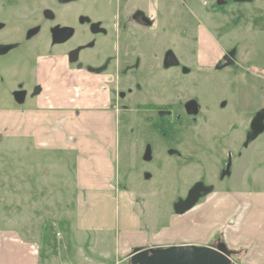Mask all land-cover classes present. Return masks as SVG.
Wrapping results in <instances>:
<instances>
[{
  "label": "rangeland",
  "instance_id": "rangeland-1",
  "mask_svg": "<svg viewBox=\"0 0 264 264\" xmlns=\"http://www.w3.org/2000/svg\"><path fill=\"white\" fill-rule=\"evenodd\" d=\"M84 6L92 11L89 0ZM261 6L243 5L247 10L235 12L227 23H221L223 29L237 26L223 37L221 48L219 44L197 47L185 39L175 44L165 40L161 27L146 32L138 28L141 31L135 32L136 37H114V75H67L52 62L40 69V75H33L38 76L43 92L60 97L52 98L56 106L65 105V96L86 92L83 109H99L105 103L116 109L113 121H105V117L98 121L107 128L102 133L106 141L115 138L114 148L110 144L107 154L115 157L116 193L106 207H99L100 202L89 207L83 204L88 234L104 242L102 252L112 254L106 264H131L135 248L128 259L124 252L133 248L131 227L136 219L151 233L150 241L159 242L150 248L226 244L228 228L235 230L240 217L249 211L241 195L264 191V133L245 145L253 119L264 111V10H254ZM232 47H237L238 58L216 68V58ZM168 50L174 53L177 65H164ZM14 77L27 79L29 75H11ZM7 78L0 75V239L4 235L28 236L39 243L41 258L50 255L47 248L53 243H69L74 250L71 233L61 221L76 215L71 206L79 191L70 175L73 169L63 162L61 152L39 151L17 135L16 123L24 121L22 115L35 109L38 99L23 107L3 105L8 100L1 91V79ZM67 79L69 89L64 85ZM191 101L200 106L198 116L187 112ZM162 109L168 110V117L158 114ZM196 186L210 191L201 194L190 211L177 214V205ZM98 227L105 229L94 231ZM122 230L125 239L120 240ZM179 230L184 232L183 238H179ZM166 233L169 239L163 241L174 237L171 243L161 240ZM228 235L239 236L232 230ZM247 249L234 252L233 264H247Z\"/></svg>",
  "mask_w": 264,
  "mask_h": 264
},
{
  "label": "flooded vegetation",
  "instance_id": "flooded-vegetation-1",
  "mask_svg": "<svg viewBox=\"0 0 264 264\" xmlns=\"http://www.w3.org/2000/svg\"><path fill=\"white\" fill-rule=\"evenodd\" d=\"M87 1L0 0V75H8L1 79V91L8 100L3 105L23 107L41 97L43 87L33 75H40L48 62L60 66L67 75H114L116 34L136 37L135 32L141 31L138 28L146 32L161 27L167 42L179 44L185 39L197 47L219 44L221 48L226 36L237 29H223L221 23L244 11L243 5L260 4L254 10H264V0H89L92 11L84 6ZM126 2L131 6H124ZM168 16L174 17L167 22ZM236 49L232 47L216 58L215 67L228 63L231 53L233 63L238 58ZM169 53L173 52L166 51L164 59ZM11 75L29 78L13 79ZM158 114L168 117V110Z\"/></svg>",
  "mask_w": 264,
  "mask_h": 264
},
{
  "label": "crops",
  "instance_id": "crops-1",
  "mask_svg": "<svg viewBox=\"0 0 264 264\" xmlns=\"http://www.w3.org/2000/svg\"><path fill=\"white\" fill-rule=\"evenodd\" d=\"M45 79L48 80L49 77ZM69 81L67 79L64 83L67 89H69ZM51 92H42L35 109L27 110L22 115L24 121H21L19 125L16 123L19 128L17 135L27 143H32L33 147L39 151L61 152L64 156L63 162L73 169L70 175L79 191L75 204L71 206L75 209L76 215L75 219L61 221L67 225L71 239L75 243V249L73 250L68 242V245L61 243L62 246L53 243L47 248L50 255L41 258L40 246L35 240L25 235L17 238L4 235L0 239V242L4 241L0 244V264H58L63 261H72V264H106L112 254L109 251L102 252L101 246H104V242L100 238H91L88 234L91 231L85 226L87 214L83 215V204L89 207L95 202H100L99 207H106L113 199L111 195L116 193L115 157L112 158L107 154L110 144L111 148H114L115 138L110 139L111 143L106 141V138L102 136L106 127L98 122L104 117L105 121L108 119L113 121V111L116 109H109L106 103L104 106H99V109H83L85 102L83 95H86V92L78 97L73 94L65 96V105L59 107L54 105L56 101L52 102L54 95H49ZM54 98L60 99L58 95ZM41 99L44 101L41 102L42 105H39ZM261 192L250 191L241 195V197L244 196L243 202L249 207V211L240 217V223L235 230L228 228V233L224 235L229 250L236 252L248 247L244 257L247 264H264V191ZM102 228L105 229V227H98L94 231H100ZM131 230L133 231L131 236L133 248L129 247L124 252L125 259H128L127 256L134 248H150L151 245L155 246L159 243L155 241L156 244H154L150 241L151 233L144 229L141 219L134 221ZM231 230L239 234L238 238L233 239L231 235H228ZM122 232L120 240L125 239L124 230ZM178 235L179 238H183L184 232L179 230ZM167 236L166 233L161 240H168ZM173 239L163 243H171ZM119 246L121 247V244ZM56 250L59 254L55 253ZM50 256L52 258H49Z\"/></svg>",
  "mask_w": 264,
  "mask_h": 264
},
{
  "label": "water",
  "instance_id": "water-1",
  "mask_svg": "<svg viewBox=\"0 0 264 264\" xmlns=\"http://www.w3.org/2000/svg\"><path fill=\"white\" fill-rule=\"evenodd\" d=\"M234 53L226 58L231 65ZM178 64V60L173 53H169L165 58L166 67ZM189 115L197 116L200 112V106L197 102L191 101L186 105ZM264 133V111L258 113L251 123L250 133L247 136L245 145L248 146L252 141ZM229 168V167H228ZM210 189L202 186H196L188 197L179 205L175 211L183 215L190 211L198 202L200 195L209 193ZM234 252L230 251L225 243L220 242L216 247L197 246V245H175L167 248H137L130 257L131 264H233L232 256Z\"/></svg>",
  "mask_w": 264,
  "mask_h": 264
}]
</instances>
